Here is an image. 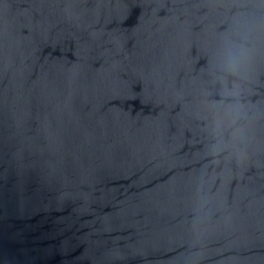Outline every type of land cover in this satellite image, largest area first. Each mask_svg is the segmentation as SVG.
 Returning a JSON list of instances; mask_svg holds the SVG:
<instances>
[{
  "label": "water",
  "instance_id": "95a60500",
  "mask_svg": "<svg viewBox=\"0 0 264 264\" xmlns=\"http://www.w3.org/2000/svg\"><path fill=\"white\" fill-rule=\"evenodd\" d=\"M0 264H264V0H0Z\"/></svg>",
  "mask_w": 264,
  "mask_h": 264
}]
</instances>
